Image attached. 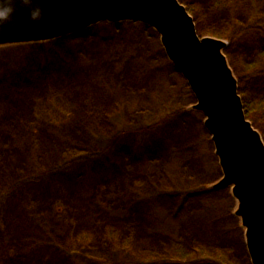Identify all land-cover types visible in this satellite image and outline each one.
Returning <instances> with one entry per match:
<instances>
[{
	"label": "rangeland",
	"instance_id": "rangeland-1",
	"mask_svg": "<svg viewBox=\"0 0 264 264\" xmlns=\"http://www.w3.org/2000/svg\"><path fill=\"white\" fill-rule=\"evenodd\" d=\"M179 1L201 37L226 42L246 117L264 140V0ZM153 29L116 22L77 34L67 66L48 63L35 83L12 86L0 73V247L24 236L27 222L25 248L40 240L44 251L72 254L47 264H102L109 254L252 264L238 200L214 187L223 170L206 117ZM22 52L0 48V68ZM73 65L75 75H64ZM92 110H107L109 127L94 128Z\"/></svg>",
	"mask_w": 264,
	"mask_h": 264
},
{
	"label": "water",
	"instance_id": "water-1",
	"mask_svg": "<svg viewBox=\"0 0 264 264\" xmlns=\"http://www.w3.org/2000/svg\"><path fill=\"white\" fill-rule=\"evenodd\" d=\"M44 4L40 23L23 22L0 38V46L49 41L103 21H139L160 34L168 58L196 97L193 108L206 117L223 170L214 187L232 188L252 264H264V140L246 117L238 81L223 52L226 42L201 37L179 0H44Z\"/></svg>",
	"mask_w": 264,
	"mask_h": 264
},
{
	"label": "trees",
	"instance_id": "trees-1",
	"mask_svg": "<svg viewBox=\"0 0 264 264\" xmlns=\"http://www.w3.org/2000/svg\"><path fill=\"white\" fill-rule=\"evenodd\" d=\"M136 21H129V20H125L120 22L121 24H126V25H133V24H145L143 22H136ZM116 24V22H110V21H103L100 22L96 25H93L85 30H82L80 32L77 33H73V34H69L67 36L64 37H60L57 39H53V40H49V41H42V42H30V43H20V44H11V45H3L0 46V48H6V49H10V48H22L24 49V52L21 53V57L19 59L18 62H16L15 66L11 67V70L9 68H0V73H2V75H8L10 78V82L13 85H16V81L20 80L22 81V83L26 82V83H35V81H38L39 78H42V75H45V72H47V68L48 63H52L53 64L57 61L60 63L61 66L65 67L67 66L66 63L68 61V59L72 56L69 54V52H72V54L74 53V49H75V38H77V34H84V35H89L90 31L99 28V27H108V28H112L114 27V25ZM147 25V24H145ZM148 27H150L152 29L151 26L148 25ZM154 30V29H153ZM155 31V30H154ZM243 30H241L242 32ZM105 37H99L96 36V39H93V44H102V41ZM104 49V48H103ZM166 62L169 65H172L173 63L171 62V60L168 58V56H166ZM47 67V68H46ZM72 69H70L69 71H64L66 76H72L75 75V71L79 70V66H71ZM4 69V70H2ZM156 69V68H155ZM183 76V75H182ZM186 80V79H185ZM186 86L188 88L189 84L187 83V81L185 82ZM3 84V83H2ZM9 85V84H8ZM11 86V87H12ZM10 88V86L8 87ZM12 89V88H11ZM19 98V97H18ZM21 98V97H20ZM243 100V98H242ZM21 101H23V98H21V100H19V102L21 103ZM243 104H244V108H245V103L243 100ZM104 105H108V104H104ZM7 114L8 112H6V110H4L0 116L2 114ZM90 114H92V118H94L93 122H92V126L94 125V128H97L98 130H103L105 129V127H109V125L107 124V110L104 111L102 113V115L100 113H95L93 110L90 112ZM109 122V121H108ZM119 132L122 133H126L128 134L129 131L127 128H118L117 129V135L119 134ZM100 158V156L98 155H94L90 158L91 160V164L95 163L98 159ZM81 159V158H80ZM80 159H78L80 161ZM26 217H20L17 221V223L21 224L23 222H26ZM27 225H31L26 222V228L24 227V236H20V238L18 239H13L11 241H3L0 250L1 253L0 254V264H47V263H51L52 261L58 260V259H63V260H67L68 257L70 258L72 256L71 252L67 253L66 250L64 249V252L67 254L68 257H62L60 251L61 249L59 247H54L56 249H49L48 252L45 250L44 248L45 246L41 244L40 240L35 241V245L34 246H29V248H25V246L30 242L29 241V236L28 233L30 231V228H27ZM36 227H38V225H35ZM43 228H45V226H41L39 228H37V230L40 232H43ZM95 235H97V237L99 239H102L105 237L104 232L102 231H95ZM105 240V239H104ZM23 247V248H22ZM13 249H18L17 252L16 250L14 251ZM49 255V256H48ZM61 257V258H60ZM88 263L90 262H95L93 259L88 258ZM90 261V262H89ZM102 264H137V262H135L134 260H129V259H125V256L123 258H117L114 256V254H109L106 257V260H103V262H101ZM148 263V262H147ZM177 263V262H176ZM140 264V263H139ZM145 264V263H144Z\"/></svg>",
	"mask_w": 264,
	"mask_h": 264
},
{
	"label": "clouds",
	"instance_id": "clouds-1",
	"mask_svg": "<svg viewBox=\"0 0 264 264\" xmlns=\"http://www.w3.org/2000/svg\"><path fill=\"white\" fill-rule=\"evenodd\" d=\"M44 14V0H0V38L16 31L23 22L40 23Z\"/></svg>",
	"mask_w": 264,
	"mask_h": 264
}]
</instances>
